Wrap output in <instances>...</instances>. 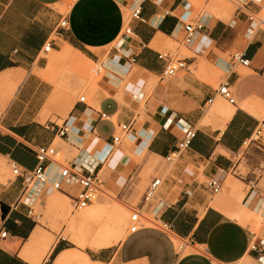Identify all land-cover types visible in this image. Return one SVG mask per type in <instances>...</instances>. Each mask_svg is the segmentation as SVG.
I'll return each instance as SVG.
<instances>
[{"label":"crops","instance_id":"0c3cea01","mask_svg":"<svg viewBox=\"0 0 264 264\" xmlns=\"http://www.w3.org/2000/svg\"><path fill=\"white\" fill-rule=\"evenodd\" d=\"M136 6L142 8L143 21L131 16ZM193 14L190 0H0V170L4 161L33 169L38 146H54L59 155L71 156L65 163L80 164L91 154L104 162L110 155L100 178L112 191L125 184L126 192L141 182L149 163H156L154 172L164 183L149 209L162 202L157 212L160 222L171 226L174 236L184 242L183 249L199 250L181 255L172 234L148 224L129 232L115 248L111 247L118 238L106 232L92 243L100 251L76 248L64 238L39 248L44 232H50L37 225L29 206L35 208L42 196L45 208L54 200L61 207L63 198H70L44 188L34 202L21 203V180L5 181L0 172V233L7 232L0 239V264H44L46 259L50 264H264L259 260L264 240L246 227L239 199L245 196L244 208L260 216L264 203L251 195V189L243 192L230 186L214 201L202 183L235 168L232 157L240 156L244 141L264 117V35L252 32L256 29L252 26L243 36L234 30L236 22L228 25L225 19L205 14V29L192 46L185 47L192 56H181L177 49L189 70L161 80L166 63L158 58L164 53L160 48L182 44L184 23L198 18ZM64 18L69 26L57 35ZM116 43V49H110ZM48 44L52 48L45 52ZM63 52L95 64L107 58L108 73L91 104L73 99L78 83L62 93L51 82L50 59ZM236 53L249 59L250 66L234 65L231 58ZM153 77L160 81L147 97ZM222 83L235 89V110L216 99V85ZM209 104L214 123L198 128ZM65 123L71 130L60 137L57 130ZM181 123L192 126L196 136L171 164L166 157L183 139ZM122 124H130L124 137L129 146L115 151L112 138ZM48 167L51 179H56L59 167L54 163ZM78 222L73 218L70 223ZM254 245L258 250H252Z\"/></svg>","mask_w":264,"mask_h":264},{"label":"rangeland","instance_id":"374dc122","mask_svg":"<svg viewBox=\"0 0 264 264\" xmlns=\"http://www.w3.org/2000/svg\"><path fill=\"white\" fill-rule=\"evenodd\" d=\"M190 1L194 6V14L192 15L193 18L202 17L205 14H209L212 15L216 20L225 19L226 21L224 22L228 25L232 24V21H235L236 18L238 19V11L239 8H241L242 15L250 14L255 16L256 29L252 32L264 35V0H246L245 3L240 2V0ZM242 15L239 16L240 21L237 23L234 30L238 34L246 36V29L250 24L245 22V18ZM129 18L130 17L127 13L126 28L129 24ZM251 26L252 25H250V28ZM247 42L248 41L246 39L245 44ZM117 44L118 43L114 44L110 49H116ZM177 49L180 50L179 54L181 56H192V54L186 50L183 44L177 42L168 43L162 46L160 51H175ZM103 61H107V58H104ZM103 61L95 64L85 60L74 52L55 54L54 58L50 59L49 73L50 76H53L51 82L55 85L56 89L60 90L62 93L70 90L73 82L78 83V89L73 92V99L78 101L80 97L86 96L87 103L91 104V99L98 91L99 84L108 73V71L105 69L102 70L99 75H96L97 67L102 64ZM237 70L242 73L245 72V69L241 67L237 68ZM183 74L184 72H180L179 75ZM218 75L222 76L223 73L219 71ZM217 78H219V76H217ZM151 80L153 85H151L149 90L146 89L147 97L153 93L159 84L160 78L153 77ZM218 86L219 84L216 85L217 89ZM217 98L222 99L229 109L235 110L232 105L216 94V99ZM143 107L144 104L142 105V108ZM209 111L210 104L206 107L204 111V119L200 125H198V128L201 127V125L203 126L214 123V118L209 115ZM181 124L183 125V130L185 131L187 128L186 125L183 123ZM118 131L120 132V130ZM128 146L129 142L124 140L120 146L115 148V151L121 148L126 150ZM57 159L60 162L65 163V161L71 160L72 157L67 156L66 154H60L57 156ZM232 160L236 166L233 170H230L228 174H223L220 177L222 179L229 178V181H224L223 189L220 194L213 198L214 201L226 193L228 186L236 189L241 188L243 192L244 190L248 189L245 184L246 182L241 180L240 174L246 175L247 173H250V176L258 177L260 181L259 186L264 190V176L260 177V170L264 168V150L259 148L243 150L239 157L233 156ZM3 166L4 167L0 170V172L5 174L4 179L5 181H8L9 179H12L10 167L8 166L7 162L5 163V161L3 162ZM155 167L156 163H149L145 168V171L140 175L141 182H134L132 188L126 192H124L125 184L123 183H119V185L113 189L114 192L108 188H105L104 194L94 206L80 212H73L71 201L66 198H63L65 203L60 204L61 207H56L58 202L54 200L53 206H46L45 208L42 201L44 196H42L35 205V213L38 216L36 221L37 225H40L42 228V231H48L50 234L44 232L45 237L42 238L37 246L39 248H46L54 244L56 239L64 238L66 242L76 248H82L87 251H100L92 248V243L102 232L113 233L118 238V243L111 248L119 246L126 235L129 234L132 211L141 203L142 197L149 182L153 177L162 176L154 172ZM201 180L203 179L201 178ZM52 191L54 192V190ZM244 198L245 196L240 197L239 203L244 210V217L248 223L246 227H248L258 239L264 240V216L256 215L251 212V210L245 209L243 202ZM147 209L148 211H151L148 207ZM147 217L153 219L151 212H149ZM73 218L77 219L79 222L77 224H71L70 222L73 220ZM175 243L181 255L186 250L188 251L186 255L199 252V250L192 248L181 249L180 246H182L183 243L179 240H176ZM200 250L203 252L202 249ZM46 255H48V251L41 255V259H43Z\"/></svg>","mask_w":264,"mask_h":264},{"label":"built area","instance_id":"2783aa9c","mask_svg":"<svg viewBox=\"0 0 264 264\" xmlns=\"http://www.w3.org/2000/svg\"><path fill=\"white\" fill-rule=\"evenodd\" d=\"M246 0H240V2L245 3ZM240 11V12H239ZM238 19L236 18V24L240 21L242 15V9L239 8ZM244 14V13H243ZM132 18L136 20L143 21L142 18V8L141 6H136L132 11ZM245 18V22L250 25L256 22L255 16L250 14L242 15ZM248 25L247 31L250 28ZM69 26L67 18L62 19L59 26L55 30V33L59 35L62 30H66ZM205 29V23L202 17H198L196 20L191 22H185L183 25V42L185 47H190L194 44L199 34ZM51 44H48L44 51L49 52L51 50ZM126 59H131L130 63L135 62V58L131 55H125ZM158 58L166 63V68L163 73L161 80L175 76L181 71L189 70L187 62L185 59L180 58L178 55V50L173 52H164L158 55ZM231 61L234 65H239L241 67H249L251 62L243 54L236 53L232 56ZM98 64V63H97ZM106 69L105 62H102L97 67L96 75H99L102 70ZM217 94L223 98L230 105H236L235 90L228 83H222L217 89ZM80 102H86V96H82L79 99ZM99 118L108 119L106 114H99ZM2 123V114L0 112V129ZM184 124V123H183ZM186 125V130L184 131L183 139L178 143L176 150L166 157L168 163H174L177 161L179 156L190 146L196 136V130L190 126ZM71 130L69 123H65L61 128L57 130L60 137H65ZM120 132L113 136L112 144L115 148L120 146L124 140V137L130 130V124H122L119 126ZM243 150H248L252 148H259L264 150V117L258 122L256 129L253 134L244 141ZM37 164L33 169H27L20 166L18 163L11 161L9 163L11 175L14 179L21 180L23 186L22 196L19 199L21 203H27L29 201L34 202L40 195H43L42 190L44 188H50L60 194L68 196L71 200V206L73 212H80L91 206H93L100 197L104 194V184L100 178L101 171L104 165L110 160V155L104 162H99L96 157L91 154L83 160L80 164L74 163H63L57 159L59 155L57 149L54 146H38L34 150ZM56 164L59 167V175L56 179L52 180L49 172L48 164ZM261 176H264V168L261 170ZM242 181H245L249 185V189L252 190L251 195L256 196V200H261L264 203V190L260 188V181L258 177L250 176V173L246 175L240 174ZM184 181V180H183ZM163 177L156 176L151 179L147 189L143 195L142 203L138 205L132 211L131 215V225L129 227L130 233H136L141 229V227L146 224H152L154 226L158 225L166 232L173 234L172 228L169 224L160 222L157 217L158 208L162 207L164 204L160 202L158 207L155 206L151 208L150 212L153 219L147 217L150 208L154 200L157 198L158 193L163 186ZM206 190L211 196H217L221 193L223 189L224 181L220 178H206L202 182ZM42 193V194H41ZM254 196V197H255ZM251 198V196L249 197ZM29 215L32 218L37 219L38 216L35 213V208L29 206ZM7 237V232L4 231L0 233V239H5ZM175 237V236H174ZM176 240H179L175 237ZM181 241V240H179ZM180 248L184 247V242ZM262 248L264 249V244L262 243ZM252 250H258L256 245L252 246ZM264 255H262L259 260L264 262ZM44 264H50L49 259H46ZM226 264V263H217Z\"/></svg>","mask_w":264,"mask_h":264},{"label":"bare ground","instance_id":"6f19581e","mask_svg":"<svg viewBox=\"0 0 264 264\" xmlns=\"http://www.w3.org/2000/svg\"><path fill=\"white\" fill-rule=\"evenodd\" d=\"M233 22H235V21H233ZM255 25H256V23L252 24V26H255ZM252 26H251V27H252ZM246 186H247V187H248V189H249V185H248V184H246ZM106 194H107V193H106ZM98 201H99V200H98ZM98 201H97V202H98ZM97 202H96V203H97ZM96 203H95V204H96ZM95 204H94V205H95ZM94 205H93V206H94ZM91 207H92V206H91ZM263 260H264V259H263Z\"/></svg>","mask_w":264,"mask_h":264}]
</instances>
